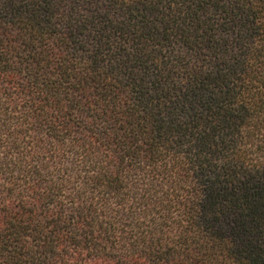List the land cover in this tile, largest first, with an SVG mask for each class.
<instances>
[{
  "label": "trees",
  "instance_id": "1",
  "mask_svg": "<svg viewBox=\"0 0 264 264\" xmlns=\"http://www.w3.org/2000/svg\"><path fill=\"white\" fill-rule=\"evenodd\" d=\"M0 264H264V0H0Z\"/></svg>",
  "mask_w": 264,
  "mask_h": 264
}]
</instances>
